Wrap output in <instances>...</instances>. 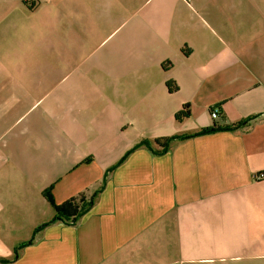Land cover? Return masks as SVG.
<instances>
[{
    "label": "crops",
    "instance_id": "obj_1",
    "mask_svg": "<svg viewBox=\"0 0 264 264\" xmlns=\"http://www.w3.org/2000/svg\"><path fill=\"white\" fill-rule=\"evenodd\" d=\"M261 172L264 0H0V264H264Z\"/></svg>",
    "mask_w": 264,
    "mask_h": 264
},
{
    "label": "trees",
    "instance_id": "obj_2",
    "mask_svg": "<svg viewBox=\"0 0 264 264\" xmlns=\"http://www.w3.org/2000/svg\"><path fill=\"white\" fill-rule=\"evenodd\" d=\"M185 54H189V50H185ZM166 66V64L164 65ZM167 85H168V88L171 92L173 91H176L178 90V84L177 82H175L174 80H169L167 82ZM190 115V109L188 107V105L184 106L183 110H179L177 113H176V118L177 120H182L186 117H188ZM245 122H240L238 124H233V125H229V126H220V125H215L213 127H208V128H203L201 129L199 132H196V133H191V134H182V135H178V136H175V137H172V138H187V137H191V136H194V135H197V134H203V133H209V132H213L215 130H221V129H232V128H236L239 124H243ZM168 139L167 143L165 145H168V142H170V140L172 139ZM141 144H147V145H150V143L148 141H141L139 142L136 146H139ZM166 147V146H164ZM47 197L49 199V201L51 202V204L55 207L56 209V215L55 217H53L51 220H49L48 222L46 223H51L57 219H61V220H64V221H69V222H72V223H75L79 217L82 215V213L84 212V209H82L81 211H73V212H69V211H66V207L67 205H58L56 204V202L54 201L52 195L50 192H47ZM68 207H69V204H68ZM44 223V224H46ZM43 225H40L39 228L36 229V231L34 232V234L42 227L44 226Z\"/></svg>",
    "mask_w": 264,
    "mask_h": 264
},
{
    "label": "built area",
    "instance_id": "obj_3",
    "mask_svg": "<svg viewBox=\"0 0 264 264\" xmlns=\"http://www.w3.org/2000/svg\"><path fill=\"white\" fill-rule=\"evenodd\" d=\"M219 113H220V110H219V108H218L217 106L211 108V116H212L213 118L218 117V116H219ZM257 177H259V178L264 177V172L259 173V174L257 175Z\"/></svg>",
    "mask_w": 264,
    "mask_h": 264
}]
</instances>
